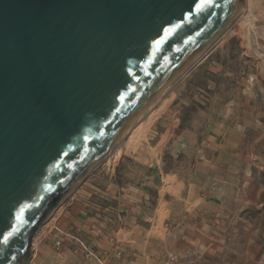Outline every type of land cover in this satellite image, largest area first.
I'll use <instances>...</instances> for the list:
<instances>
[{
  "label": "water",
  "instance_id": "obj_1",
  "mask_svg": "<svg viewBox=\"0 0 264 264\" xmlns=\"http://www.w3.org/2000/svg\"><path fill=\"white\" fill-rule=\"evenodd\" d=\"M244 0H0V264L232 27Z\"/></svg>",
  "mask_w": 264,
  "mask_h": 264
},
{
  "label": "crops",
  "instance_id": "obj_2",
  "mask_svg": "<svg viewBox=\"0 0 264 264\" xmlns=\"http://www.w3.org/2000/svg\"><path fill=\"white\" fill-rule=\"evenodd\" d=\"M238 124H221L208 139L209 160L197 164L200 181L164 172L154 152L159 149L160 157L161 145L123 151L112 164L107 158L34 237L29 264H97L86 258L82 244L109 264H162L169 254L184 264H204L211 248L226 247V234L237 231L243 213L263 204L255 180L258 158H244L247 133ZM128 156L152 167L151 176L139 180L123 172Z\"/></svg>",
  "mask_w": 264,
  "mask_h": 264
},
{
  "label": "rangeland",
  "instance_id": "obj_3",
  "mask_svg": "<svg viewBox=\"0 0 264 264\" xmlns=\"http://www.w3.org/2000/svg\"><path fill=\"white\" fill-rule=\"evenodd\" d=\"M245 5L251 11V24H234L207 56L157 101L119 146L123 152L140 146H147L148 151L150 146L161 145L160 157L159 149L154 152L164 172L178 174L185 181H200L197 164L209 160L208 139L216 135L219 126L239 123V129L245 128L247 145L242 153L248 160L258 158L255 180L263 204L243 213L235 227L237 231L227 232L226 247L211 248L204 264H264V0H244ZM252 116L254 120L247 122ZM114 155L106 163L112 164ZM129 157L123 172L125 169L136 174L139 180L151 176L152 167ZM169 190L167 187L162 193ZM66 200L51 211L35 238ZM251 243H256L257 248H248ZM197 256L202 258L200 251Z\"/></svg>",
  "mask_w": 264,
  "mask_h": 264
},
{
  "label": "built area",
  "instance_id": "obj_4",
  "mask_svg": "<svg viewBox=\"0 0 264 264\" xmlns=\"http://www.w3.org/2000/svg\"><path fill=\"white\" fill-rule=\"evenodd\" d=\"M58 231V229H56ZM61 243L57 242V246H60ZM84 250L86 251V258L94 260L97 264H109L105 259L99 257L92 251H90L84 244H82ZM162 264H181L175 254H169Z\"/></svg>",
  "mask_w": 264,
  "mask_h": 264
},
{
  "label": "bare ground",
  "instance_id": "obj_5",
  "mask_svg": "<svg viewBox=\"0 0 264 264\" xmlns=\"http://www.w3.org/2000/svg\"><path fill=\"white\" fill-rule=\"evenodd\" d=\"M249 2V1H248ZM249 6V4H248ZM247 5L244 6V8L242 9V11L239 13V15L237 16V18L235 19L234 24H236L237 22H243V23H250L251 24V19H250V10L247 9ZM250 11V12H249ZM232 25V26H233ZM140 121V120H139ZM138 121V122H139ZM138 122L136 124H138ZM135 124V125H136ZM113 154H115L114 156H116V158L118 159L120 154H121V150L119 149V147H117L114 151H113ZM111 154V156L113 155ZM32 246L34 247V243L32 244Z\"/></svg>",
  "mask_w": 264,
  "mask_h": 264
}]
</instances>
